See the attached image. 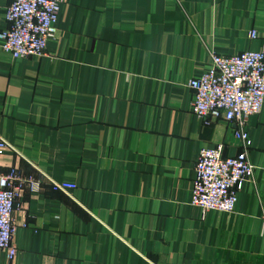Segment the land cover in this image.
Segmentation results:
<instances>
[{
    "label": "crops",
    "instance_id": "1",
    "mask_svg": "<svg viewBox=\"0 0 264 264\" xmlns=\"http://www.w3.org/2000/svg\"><path fill=\"white\" fill-rule=\"evenodd\" d=\"M249 50L264 0H62L41 55L0 48V171L42 178L16 197L0 264H264V101L233 211L191 203L200 150L241 148L233 122L190 111L188 82Z\"/></svg>",
    "mask_w": 264,
    "mask_h": 264
},
{
    "label": "built area",
    "instance_id": "2",
    "mask_svg": "<svg viewBox=\"0 0 264 264\" xmlns=\"http://www.w3.org/2000/svg\"><path fill=\"white\" fill-rule=\"evenodd\" d=\"M62 0H11L4 12L7 26L0 30V48L12 58L41 55L56 31ZM256 30L249 32L250 37ZM194 98L190 111L198 118H223L235 124L234 136L241 150L223 155L222 144L202 148L194 165L191 203L202 211L232 212L243 181L250 179L254 165L248 157L250 116L258 114L264 101V51L249 50L234 55L210 54L206 70L188 82ZM12 146L0 136V156ZM41 177L22 174L17 167L0 171V251L16 254L13 241L16 197L24 190L40 189ZM54 189L75 187L71 182H53ZM264 224V217H263Z\"/></svg>",
    "mask_w": 264,
    "mask_h": 264
}]
</instances>
